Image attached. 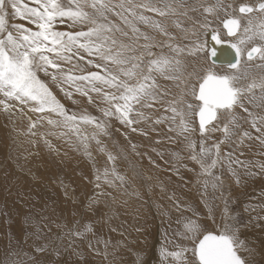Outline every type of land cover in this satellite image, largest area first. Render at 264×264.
<instances>
[{
  "label": "snow or ice",
  "instance_id": "1",
  "mask_svg": "<svg viewBox=\"0 0 264 264\" xmlns=\"http://www.w3.org/2000/svg\"><path fill=\"white\" fill-rule=\"evenodd\" d=\"M30 3L34 6H29L25 0H0V110L12 113L16 110L14 105H19V112L23 114L27 107L31 112L41 114L40 122L46 121L54 130L50 134L67 137L70 143L75 138L86 153L89 140H95L101 150H105L98 137L101 134L108 135V119L113 116L131 131H140L145 136L147 132L138 127L141 122L157 125L166 121L170 132H175L187 141L186 149L191 152L190 159L200 165L199 175L204 178L205 189L211 183L214 190L220 189L222 193L227 191L222 178L225 170L235 178L237 184L242 182V177L264 174V163H256L254 166L259 172H254L252 161L241 160L236 155L245 140L258 141L264 148V116L254 114L244 106L246 99L249 103L257 100L253 92L255 88L260 89L259 99L264 101V78L244 85L241 81L246 79L247 72L242 73L239 67L241 57L245 54L248 61L255 58L264 61V0H259L255 6L249 3L239 5V13L247 17L243 26L241 19L244 17L236 16L235 9L229 12L232 5L224 4L221 0L213 3L204 0L191 9L188 8V0H160V4L153 0H142L140 3L120 0L119 4H112L110 0H30ZM173 3H176V7ZM178 8L184 11L178 13ZM139 9L157 13L160 17L187 16L189 11L202 10L203 22L195 20L193 23V27L198 25L199 34L193 33L194 47L189 54L206 53L205 60L210 63L199 72L194 67L188 73L190 79L184 78L183 62L176 56L164 55L163 49L160 54L153 53V37L141 33L132 24L129 16L150 24L170 37L165 25L158 20H150L142 12L138 15ZM221 12L224 13L223 19L220 17ZM109 13L118 16L125 25H131L133 35L129 37L127 31L111 21ZM252 13L261 15L253 18L249 15ZM13 15L35 26V30L24 23L9 26L8 20ZM209 16L221 20L223 29L227 30L223 37L221 29L212 27ZM174 23L176 27H181L179 21ZM60 25L69 30H58ZM116 33L129 42L118 40ZM141 37L148 43L137 47ZM256 37L260 43L246 49L244 45L254 42ZM233 38L235 43L231 42ZM168 47L177 54L184 51L178 45L174 47L169 44ZM229 49L234 50L233 60L227 59L233 55ZM225 61L228 70L218 71L216 65ZM81 62L93 65L98 71L76 74L63 66L73 64L74 68H78ZM258 67H264V64ZM157 75L173 81L179 91L172 93L162 87L157 82ZM48 80L59 86L69 98L73 93L67 90L66 85L75 86V91L86 96L90 103L94 102L90 93H95L107 104V107L100 109L103 118L86 112L69 113L53 93ZM80 84L85 86L80 87ZM157 106L163 107L170 115H155ZM237 107L248 113L249 120L246 123H250L259 135L253 136L243 127L241 118L235 112ZM53 115L55 118H52ZM28 119L31 132L38 121H32L31 117ZM89 125L93 126L91 135L82 127ZM197 131L200 134L199 151L196 150L197 141L192 138ZM217 131L222 133V139L208 144L211 134ZM32 134L35 135L34 132ZM45 143L51 146L47 139ZM221 145L231 150L222 152ZM132 147L135 149V145ZM175 155L179 157V153ZM115 159L111 153L108 154V160L113 162L112 175L123 186L128 181L116 171ZM218 165L220 175L213 171ZM181 166L187 168V164ZM104 178L112 183L108 180L107 169ZM169 199L177 198L173 193ZM177 207H180L179 202ZM256 208L264 211V205H250L246 210L255 211ZM252 219L264 220V216L257 212L250 217V221ZM43 220L42 216L39 220L32 215L25 217V223L35 229L31 235L37 240L47 239L43 228L48 225ZM213 224L215 228H208L198 218H185L182 235L193 244L192 258L186 256L189 251L187 247H179L171 252L164 250L162 255L180 264H249L239 254L240 249L245 247L244 241L239 239V230L245 225L240 223L236 215L229 213L227 199L224 200L220 222L217 223L213 218ZM91 230L90 225L86 226L85 231ZM65 235L69 237L71 246L72 237L83 236L84 233L74 227ZM56 239L61 240L62 237ZM49 247L47 243H36L31 250H24L17 245L6 251L5 259L0 264H41L35 254L46 253Z\"/></svg>",
  "mask_w": 264,
  "mask_h": 264
},
{
  "label": "rangeland",
  "instance_id": "2",
  "mask_svg": "<svg viewBox=\"0 0 264 264\" xmlns=\"http://www.w3.org/2000/svg\"><path fill=\"white\" fill-rule=\"evenodd\" d=\"M25 2L29 3V6H34L30 3V0H25ZM135 2L140 3L142 2V0H135ZM153 2L160 4V0H153ZM164 2H172V0H164ZM202 2H204V0H188V8H196ZM207 2L213 3L215 2V0H207ZM221 2L224 4L232 5V8L228 9L229 12H232V10L235 9L234 14L236 16L244 17L241 19V25L243 26L246 23L247 17H245L244 14H239V5L241 3H249L251 5L254 4L253 6H255L259 2V0H221ZM110 3L119 4L120 0H110ZM173 4V6L176 7V3ZM117 11H119V9H117ZM177 11L179 13L184 11V9L178 8ZM201 11H189L187 16L168 15L165 17H160L157 13L149 12L142 9L137 10L138 15L140 14V12H142L143 15L149 17L150 20H158L163 25H165L167 27V31L170 33L171 38L169 36L163 35L158 30H155L153 27L150 26V24H145L139 20H135L131 16H129V19L132 21V24H134L140 29L141 33H146L149 36L153 37V40L151 41V43L154 45V47H152L151 49L153 53L160 54L161 50L163 49L164 55L176 56L177 58H179L185 65L184 78L190 79L187 74L191 72V59H202L203 61H201V63H205H202L201 68L197 72L205 68L207 66V63H210V61L205 60V56L207 55L206 53L189 54L191 49L194 47L195 36H193V33L196 32L197 34H199L198 25L196 27H193V23L195 20H199L201 23L203 22V16L201 15ZM249 15L255 18L260 14L252 13ZM220 17L221 19L224 18L223 12L220 13ZM109 19L113 22L117 21V24L129 33V37L133 35L131 32V25H124L123 21H121L118 16L109 13ZM209 20L211 21L213 28H219L222 30L221 35L223 37L226 34V30L223 29L221 20H217L212 16H209ZM174 21H179L181 27H176ZM254 22L257 21L254 19ZM8 23L9 26L18 23H24L26 27H32L35 30V26L31 25L25 20H21L20 18L14 15L10 16ZM58 30L66 31L69 29L66 26L60 25L58 26ZM76 30L80 29L77 28ZM116 38L118 40H123V42L125 43L129 42L127 38L121 37L119 33H116ZM231 42L234 43L236 41L231 40ZM145 43H147V41H143V38L141 37L137 42V47ZM259 43L260 41L258 39L252 43H248V45H244V47L246 49H249L253 45ZM169 44L173 45L174 47L178 45L180 48L184 49V51L178 54L174 53L171 51V49H169ZM242 59L243 60L241 61L240 66L242 65L241 67H243L244 65H247L246 69L248 70H241L242 73L247 72L246 79L241 81L242 84L247 85L253 80L259 82L261 78H264V67L256 66L261 65L264 61H261L259 59L256 60L257 58L255 59L256 61H248L247 58L244 56H242ZM255 62H257L256 65ZM73 64H75V61H73ZM73 64H64L63 66L65 67V69H70L76 74H79L81 71H83L84 73H86L87 71H98V69H96L93 65H86L85 62H81L78 68H74ZM226 67L227 66L216 65V69L218 71H227L228 68ZM41 75L43 78V74ZM47 82L49 83L57 99L65 106L69 113L86 112L88 114L96 116L97 118H103L100 109L107 107V104L106 102L101 100V98L98 97L95 93H90L94 101L93 103H90L86 96H83L79 92L75 91V86H65L67 87L68 91H71L73 93L72 97L69 98L59 86L52 84L50 80H48ZM157 82L162 87L168 89L172 93H177L179 91L173 81L165 79L162 76L157 75ZM79 86L84 87L85 85L80 84ZM253 92L257 97V100L253 103H249L246 99L244 101V106L249 108V111H253V113L255 114L264 116V101H261L259 99L261 95L260 89L255 88L253 89ZM247 95L251 96V94ZM255 104H257L256 110L252 109ZM19 107V105H14V109H16L14 112L18 114V121L16 119L14 121L7 119V122H5V124H1L0 126V261L5 259V253L8 249H14L17 247V245H19L24 250H31L34 247V244L36 243H47L50 245V247L48 248L46 253L35 254L37 256V259L40 260L41 264H45V262L46 264H66L67 258H71L72 261L77 264H86V262L88 261L92 262V264H117V262L115 261L116 258L119 262H121V264H150L151 262L149 261H152L153 263L157 261V264H164L165 262V264H180L178 261L174 260L171 257L163 256L162 252L164 250L171 252L178 250L179 247H187L189 251L188 253H186V256L189 259L192 258L191 249L193 248V244L192 242L185 240L182 235V233L184 232L183 225L185 222V218H198L199 222L202 225L208 228H215L216 225L213 224V218H215L216 222L218 221L217 223L220 222L221 215L224 210L225 199L228 200L229 213L232 215H236L237 219L242 225H248L249 212H247L248 210H246L248 209V206L245 207L240 202L239 197L237 195V193L240 192L238 189V184L236 183V180L234 181L235 178L231 176V174L228 173L226 170L224 171L222 178L224 179V181L226 179L224 187L225 189H227V191H223L222 193V190L216 189L213 190V193H210L212 189H210L209 187L210 192L208 193V196L210 198V205L207 204L204 199L202 201L201 198V202H198V206L200 207L198 211L195 208L197 205L193 203L195 205L193 206L192 203L187 199L192 195V193H194V191L190 189V185L192 187H195L196 190H204L202 182L204 178L199 175L201 169L198 170V168L200 167L193 168V170L192 168L188 169L187 167V169H185V167L181 166L183 164H187V162L192 161L190 159L191 152L189 150L187 154L186 152L181 153L183 156L181 155L179 158L180 160L177 162L175 154L178 153V150H186V147L184 146H186L187 141H185L182 137L177 136L175 132H168V122L165 121L157 125H152L151 122H141L138 127L144 129V131L147 132V135L145 136L141 134L140 131H131V129L127 125L122 124L115 116H113L108 119L109 136L101 134L98 137L102 141L106 149L102 151L101 147L99 145L97 146L95 140H89L86 153L83 145L79 144L75 138H73L70 143L67 137H61L58 134H50L54 130L51 126L46 123V121L40 122L41 114L31 112L28 110L27 107L24 108V113L21 114L19 112ZM242 110L243 108L237 107L235 112L238 114L239 117L244 116L246 118V121H248V113ZM169 114L170 113L166 112L163 107L157 106V111L155 112V115L167 116ZM28 117H31L32 121H38L36 127L31 130L32 132L29 131L30 121ZM52 118H55V115H53ZM241 123L245 129L249 130L252 133L253 136L259 135L257 132H255V129L251 128L250 123ZM13 124L14 126H12ZM82 127L83 130L89 135H91V133L93 132V126L89 125ZM133 127L137 126L133 125ZM153 128L155 130H153ZM33 132L35 133V135L32 134ZM12 133H14V137ZM167 133L168 135H166ZM197 134L200 135L198 131ZM193 135H196V133ZM215 135L218 137V139H214V141L220 140L222 138V133L217 131L211 134V139L217 138ZM120 136L122 143L120 142ZM24 137L26 138V140ZM125 138L128 140H126ZM192 138L194 139V137ZM29 139L32 140L29 141ZM46 139L50 141L51 146L45 143ZM207 141L208 144H212V142L209 143V139ZM112 142L115 145L112 144ZM249 142L250 141L246 140L244 145L242 146L244 148L241 149L247 148L246 146ZM251 142L254 143L255 141ZM123 143L129 144L131 147L132 145H135L138 147V149L140 148V151L138 152V158L141 160L143 159V166L149 164L147 166L151 167H136L132 163V161H130L131 159L125 154L124 149L122 147V145H124ZM27 144L28 146H26ZM149 144L150 147H148ZM157 144H161V146L158 147L156 146ZM109 145H111V147ZM221 148L222 152L231 150L226 145H221ZM167 149H169V151ZM196 150L199 151V143H197ZM259 152V155L263 156L264 148L259 146ZM109 153H111L116 158V171L120 175L126 177L128 181L123 186H121L120 181L115 180L112 175L113 162H109L108 160ZM145 153H147V155ZM259 155L255 154L256 157ZM44 156H46L47 158H45ZM161 156L164 158V160ZM28 157L30 158L28 159ZM149 157H151V160L149 159ZM171 157H174V160L171 159ZM49 159H52V161L49 162ZM242 160H249V158L244 157V159ZM71 161L75 163L78 162L77 164H75L76 166L74 165V168L72 169H70L69 167L71 166ZM152 161H154L155 163H152ZM43 162H45L44 165ZM46 164L48 165L45 166ZM22 165H24V167H22ZM172 165L173 167H171ZM105 169L108 170V180L112 181L111 184L104 178ZM152 169H155V172L152 171V175L151 177H149L147 173H149ZM168 169L171 171H169ZM129 171H131V173H129ZM213 171L216 172L217 175H220V166L218 165L217 168ZM29 172L32 174H30ZM161 173L164 174L162 175ZM132 174L134 176H132ZM98 175L100 176L99 180H97ZM159 176L163 181L159 178ZM172 176L176 177L177 179H180L184 184H186L183 187L182 191L181 189H178L176 193L177 199L175 200L169 199L170 194L176 192L174 190V185L171 181ZM11 177L13 179H11ZM23 177L24 179H22ZM39 178L43 179L41 180ZM132 179L134 180L132 181ZM229 181L231 182L232 186L228 187L227 182ZM152 183L154 185H152ZM38 184H41L42 186L40 185V187H38ZM197 186L199 187L196 188ZM171 188L174 191L173 193L172 190H170ZM148 189L151 191V194L150 192H148ZM160 192H162L163 194ZM178 192L181 193L179 194ZM198 196L199 195L193 196V199H197L198 201V199H200L198 198ZM179 198H186V200L184 201L185 208L181 206L177 207V202H181ZM168 201L172 202L173 207L170 208L169 205L167 206ZM194 201L196 202V200ZM185 213L188 214V217L184 216ZM28 215H32L36 220H39L41 216L44 217L43 223L48 225V227L43 228V231L47 236L46 240H37L34 236L31 235V233L34 232L35 229L25 223V217ZM175 217L176 220L179 219V221H176V227H174V229H171L170 226H172L173 224L169 223L171 219ZM49 218L51 222H49ZM111 219H114L115 226L112 225L114 223L111 224L112 226L109 224V220ZM161 222H165V228H168L165 230L170 234L168 235L170 238L173 236L171 235L173 232L176 231L177 233L175 237L173 236L174 240L171 241L168 246H166L167 248L164 247V249H160L159 252L155 250L154 239L157 236V232L159 229L158 226ZM88 225L91 226V231H85V228ZM245 226L240 228L239 235L240 231L242 230V228L244 229ZM74 227L77 231L83 232L84 235L73 236V242L71 246H69V237L65 235V233ZM147 230L151 232L148 237L146 236ZM153 233L156 234L155 237L153 236ZM58 236L62 237V239L57 240L56 238ZM245 239L246 237L241 234L240 240L244 241V244L248 242ZM246 245H248L249 247ZM246 245L245 246L247 248H245L247 251L252 249L251 244L247 243ZM243 249L244 247L240 249L239 254L242 256V258L244 257L243 259L250 262L249 260L251 259L249 257V254H244L242 251ZM252 251H255V248L252 249L251 252ZM57 252L59 253L58 255ZM90 256L91 258H88ZM254 264H264V261L259 259L256 260Z\"/></svg>",
  "mask_w": 264,
  "mask_h": 264
},
{
  "label": "bare ground",
  "instance_id": "3",
  "mask_svg": "<svg viewBox=\"0 0 264 264\" xmlns=\"http://www.w3.org/2000/svg\"><path fill=\"white\" fill-rule=\"evenodd\" d=\"M170 1V0H169ZM174 5V4H173ZM254 5V4H253ZM141 13V12H140ZM240 14V13H239ZM261 15V14H260ZM260 15H258V16H256V17H259ZM116 24H117V21L115 22ZM122 24V23H121ZM118 25V24H117ZM125 25V24H124ZM241 31H242V28H241ZM131 34V33H130ZM239 34V33H238ZM153 35V34H152ZM259 38L258 37H256L255 38V40H258ZM160 40V39H159ZM170 40V39H169ZM232 40H235V39H232ZM254 40V41H255ZM144 41V40H143ZM125 43V42H124ZM148 43V42H147ZM235 43V42H234ZM143 45V44H142ZM248 45V44H247ZM254 46V45H253ZM252 46V47H253ZM251 48V47H250ZM249 48V49H250ZM195 57V56H194ZM244 57H246V54L244 55ZM256 59V58H255ZM255 59H253V60H255ZM259 58H257L256 60H258ZM243 59H242V57H241V61H242ZM255 60V61H256ZM260 60V59H259ZM191 62H192V65H191V67H190V71L192 72V70H193V68L195 67V69H196V71H198L200 68H201V65H202V63H201V61H203L202 59H191L190 60ZM258 62V61H257ZM257 62H255V65L257 64ZM261 63V62H260ZM260 63H258V64H260ZM264 62H262V64H263ZM203 64H205V63H203ZM187 65V64H186ZM217 66H226V65H217ZM242 66V65H241ZM240 66V70H242L243 69V71L244 70H246V71H248L246 68H247V65H244L243 67H241ZM256 66H258V65H256ZM187 67V66H186ZM203 68V67H202ZM227 68V67H226ZM250 68V67H249ZM248 68V69H249ZM252 68V67H251ZM191 72H189V73H191ZM188 75V74H187ZM257 77V76H256ZM248 79V78H247ZM81 96V95H80ZM86 101V100H85ZM247 104H249V103H247ZM258 104V103H257ZM257 104H255L253 107H252V109H254V110H256V106H257ZM74 105V104H73ZM249 109V108H248ZM236 110V109H235ZM243 111V110H242ZM253 112V111H252ZM246 114V113H245ZM255 114V113H254ZM260 114V113H259ZM99 115V114H98ZM170 115V114H169ZM258 115V114H257ZM6 116H8V117H6ZM21 117V116H20ZM22 118V117H21ZM240 118H241V122H246V118L244 117V116H240ZM7 119H9V120H11V121H14L15 119L18 121V114L16 113V112H12V113H8V112H4V111H0V126H1V124H5V122H7ZM16 124V123H15ZM17 125V124H16ZM12 126H14V124L12 125ZM149 126V125H148ZM4 127V126H3ZM24 127H26V126H24ZM168 128V127H167ZM5 129V128H4ZM169 129V128H168ZM11 130H12V128H11ZM22 130V129H21ZM3 131V130H2ZM6 132V131H5ZM13 132V131H12ZM32 132V131H31ZM168 132H170V131H168ZM256 132V131H255ZM22 133H23V131H22ZM14 133H12V135H13ZM216 134V133H215ZM255 134V133H254ZM259 134V133H258ZM18 135V134H17ZM25 135V134H24ZM27 135V134H26ZM166 135H168V133L166 134ZM165 135V136H166ZM8 136V135H7ZM31 136V135H30ZM109 136V135H108ZM158 136V135H157ZM156 136V137H157ZM214 136V135H213ZM216 136V135H215ZM13 137H14V135H13ZM19 137V136H18ZM193 137H194V140H196V141H198L197 143H199V139H200V135H198L197 134V132H196V135H193ZM217 137V136H216ZM25 138V137H24ZM107 138H109V137H107ZM163 138V137H162ZM8 139V138H7ZM126 139V138H125ZM161 139V138H160ZM164 139V138H163ZM173 139V138H172ZM213 139V140H212ZM210 138L209 139V143L210 142H212L213 143V141H214V139H218V137L217 138ZM222 139V138H221ZM25 140H26V138H25ZM30 140H32V139H29V141ZM126 140H128V139H126ZM162 140V139H161ZM160 140V141H161ZM165 140V139H164ZM6 141V140H5ZM11 141V140H10ZM130 141V140H129ZM246 141V140H245ZM120 142L122 143V140H121V136H120ZM162 142V141H161ZM161 142H159V143H161ZM177 142H178V140H177ZM208 142V141H207ZM215 142V141H214ZM8 143V142H7ZM150 143V142H149ZM163 143V142H162ZM112 144H114L113 142H112ZM124 145H122V147H123V149H124V152H125V154L131 159L130 161H132V163L136 166V167H138V166H140V167H146V168H150V167H148L147 165H149V164H147V165H144L143 166V159L141 160V159H139L138 157H139V155H137V153L140 151V148L138 149V147L137 146H135V149H133L129 144H126V143H123ZM146 144V143H145ZM36 145V144H35ZM107 145V144H106ZM115 145V144H114ZM170 145V144H169ZM168 145V146H169ZM177 145V144H176ZM183 145V144H182ZM26 146H28V144L26 145ZM98 146V145H97ZM110 147H111V145H109ZM113 146V145H112ZM156 146H158V147H160L161 146V144L159 145V144H157ZM259 146H260V144H259V142L258 141H255L254 143H252V142H249L248 144H247V148H245V149H241V148H244V147H240L237 151H236V155L237 156H239V158L242 160V159H244V157L245 158H249V160L248 161H252L253 162V166L256 164V163H264V158H263V156L261 155H259L260 154V152H259ZM148 147H150V144L148 145ZM155 147V146H154ZM157 147V148H158ZM163 147V146H162ZM172 147V146H171ZM174 147V146H173ZM184 147H186V146H184ZM183 147V148H184ZM19 148V147H18ZM51 148V147H50ZM156 148V147H155ZM21 149V148H20ZM24 149V148H23ZM33 149V148H32ZM106 149V148H105ZM113 149H115V148H113ZM147 149V148H146ZM145 149V150H146ZM164 149V148H163ZM162 149V150H163ZM222 149V148H221ZM19 150V149H18ZM22 150V149H21ZM48 150V149H47ZM46 150V151H47ZM99 150V149H98ZM153 150V149H152ZM161 150V151H162ZM166 150V149H165ZM168 151H169V149H167ZM171 150V149H170ZM29 151V150H28ZM45 151V152H46ZM54 151V150H53ZM157 151V150H156ZM15 152V151H14ZM36 152V151H35ZM108 152V151H107ZM186 152V154L188 153V150L186 149L185 151H184V149H181V150H178V153H179V157H177L176 156V159H177V162L180 160L179 158H180V156L182 155L181 153H185ZM261 152H263V151H261ZM0 153H1V151H0ZM27 153H29V152H27ZM41 153V152H40ZM49 153V152H48ZM155 153V152H154ZM163 153V152H162ZM165 153H166V151H165ZM240 153H243V155H240ZM18 154V153H17ZM16 154V155H17ZM36 154V153H35ZM42 154V153H41ZM107 154V153H106ZM146 155H147V153H145ZM156 154V153H155ZM173 154V153H172ZM172 154H171V156H172ZM255 154L256 155H259V156H255ZM21 155V154H20ZM44 155V154H43ZM42 155V156H43ZM94 155V154H93ZM97 155V154H96ZM158 155H159V153H158ZM166 155H168V154H166ZM13 156V155H12ZM23 156V155H22ZM26 156H27V154H26ZM29 156V155H28ZM107 156V155H106ZM105 156V157H106ZM145 156V155H144ZM183 156V155H182ZM32 157V156H31ZM45 158H47L46 156H44ZM146 157V156H145ZM160 157V156H159ZM162 157V156H161ZM167 157V156H166ZM165 157V158H166ZM30 157H28V159H29ZM34 158V157H33ZM101 158V157H100ZM148 158V157H147ZM163 158V157H162ZM161 158V159H162ZM174 158V157H173ZM172 157H171V159H173ZM182 159V158H181ZM187 159V158H186ZM47 160V159H46ZM45 160V161H46ZM101 160V159H100ZM147 160H149V159H147ZM163 160H164V158H163ZM167 160V159H166ZM174 160V159H173ZM188 160V159H187ZM27 161V160H26ZM32 161V160H31ZM50 161H52V159H49V162ZM108 161V160H107ZM123 161V160H122ZM190 161V160H189ZM25 162V161H24ZM39 162H40V158H39ZM39 162H37V163H39ZM56 162H57V160H56ZM110 162V161H109ZM121 162V161H120ZM170 162H172V161H170ZM169 162V163H170ZM181 162H182V160H181ZM180 162V163H181ZM183 162H184V160H183ZM186 162V161H185ZM3 163V162H2ZM26 163V162H25ZM33 163H35V162H33ZM44 163L45 162H43V165H44ZM54 163V162H53ZM71 163V164H70ZM69 164L71 165V166H69L70 167V169H72V168H74V165L75 164H77L78 162H73V161H71ZM138 165H137V164ZM168 163V164H169ZM175 163V162H174ZM16 164H17V162H16ZM57 164V163H56ZM60 164V163H59ZM82 164V163H81ZM167 164V165H168ZM177 164V163H176ZM176 164H175V167H176ZM29 165H30V163H29ZM37 165V164H36ZM39 165V164H38ZM48 164H46L45 166H47ZM111 165V164H110ZM122 165V164H121ZM166 165V166H167ZM8 166V165H7ZM76 166V165H75ZM84 166V165H83ZM169 166V165H168ZM22 167H24V165H22ZM27 167V166H26ZM36 167V166H35ZM171 167H173V165L171 166ZM178 167V166H177ZM180 167V166H179ZM187 167H188V169H190V168H198V167H200V165L199 164H197L195 161H190V162H187ZM3 168V167H2ZM38 168V167H37ZM68 168V167H67ZM128 168V167H127ZM32 169V168H31ZM49 169V168H48ZM81 169V168H80ZM173 169H175V168H173ZM172 169V170H173ZM185 169H187V168H185ZM200 168H198V170H199ZM21 170V169H20ZM37 170H39V169H37ZM36 170V171H37ZM68 170V169H67ZM122 170V169H121ZM124 170V169H123ZM155 170V169H154ZM153 169L152 170H150V172L149 173H147L148 174V176L149 177H151V173H152V171H154ZM157 170V169H156ZM169 170V169H168ZM178 170V169H177ZM194 170V169H193ZM197 170V169H196ZM252 170L253 171H255V172H259V169L258 168H256L255 166L252 168ZM2 171V170H1ZM31 171V170H30ZM34 171V170H33ZM42 171V170H41ZM40 171V172H41ZM53 171V170H52ZM55 171H57V170H55ZM75 171V170H74ZM162 171V170H161ZM163 171H165V170H163ZM169 171H171V170H169ZM176 171V170H175ZM183 171V170H182ZM25 172V171H24ZM35 172V171H34ZM155 172V171H154ZM179 172V171H178ZM23 173V172H22ZM30 173V172H29ZM58 173V172H57ZM64 173V172H63ZM122 173H123V171H122ZM129 173H131V171H129ZM133 173V172H132ZM159 173V172H158ZM158 173H156V174H158ZM169 173V172H168ZM187 173V172H186ZM216 173V172H215ZM11 174V173H10ZM27 174H28V172H27ZM27 174H26V176H27ZM30 174H32V173H30ZM39 174V173H38ZM70 174V173H69ZM146 174V173H145ZM162 174V173H161ZM164 174V173H163ZM162 174V175H163ZM170 174V173H169ZM3 175V174H2ZM42 175V174H41ZM46 175V174H45ZM166 175V174H165ZM180 175V174H179ZM24 176V175H23ZM132 176H134L133 174H132ZM158 176V175H157ZM229 176V175H228ZM10 177V176H9ZM30 177V176H29ZM29 177H28V179H29ZM36 177V176H35ZM43 177V176H42ZM47 177V176H46ZM186 177V176H185ZM199 177V176H198ZM159 178H160V176H159ZM179 178V177H178ZM11 179H13L12 177H11ZM22 179H24V177L22 178ZM39 179H41V178H39ZM43 179V178H42ZM41 179V180H42ZM75 179V178H74ZM157 179V178H156ZM161 179V178H160ZM198 179V178H197ZM232 179H234V178H232ZM242 179V182L241 183H239L238 184V189H239V193H237V195H238V197H239V200H240V202L242 203V205L243 206H255V205H264V175H255V176H250V177H242L241 178ZM35 180V179H34ZM134 179H132V181H133ZM151 180V179H150ZM159 180V179H158ZM162 180V179H161ZM190 180V179H189ZM200 180V179H199ZM229 180V179H228ZM227 180V181H228ZM23 181V180H22ZM30 181V180H29ZM52 181H54V180H52ZM163 181V180H162ZM162 181H161V184H162ZM167 181V180H166ZM171 181H172V183H173V185H174V190L176 191L174 194H175V196H176V193H177V191H178V189L180 190L181 189V191H182V189H183V187L186 185V184H184L180 179H177L176 177H171ZM186 181V180H185ZM196 181H198V180H196ZM225 181H226V179H225ZM224 181V182H225ZM234 181H235V179H234ZM233 181V182H234ZM27 182H28V180H27ZM37 182V181H36ZM43 182V181H42ZM41 182V183H42ZM203 182V181H202ZM159 183V182H158ZM164 183H165V181H164ZM169 183V182H168ZM228 183V184H227ZM226 184L228 185V187L229 186H232L231 185V182L229 181V182H227ZM33 184V183H32ZM160 184V183H159ZM31 185V184H30ZM34 185H36V184H34ZM39 185V184H38ZM41 185V184H40ZM40 185L38 186V187H40ZM152 185H154L153 183H152ZM189 185V184H188ZM195 185V184H194ZM234 185H236V184H234ZM42 186V185H41ZM80 186V185H79ZM149 186V185H148ZM167 186V185H166ZM27 187V186H26ZM32 187H33V185H32ZM46 187V186H45ZM104 187V186H103ZM161 187V186H160ZM164 187V186H163ZM169 187V186H168ZM168 187H167V189H168ZM171 187V186H170ZM187 187V186H186ZM190 187V189L192 190V191H194V193H192V195L190 196V197H188L187 199L192 203V205L193 206H195V205H197L195 208L199 211V209H200V207L198 206V202L200 203L201 202V198H202V201H203V199H204V201L205 202H207V204H209L210 205V198H209V196H208V193L210 192V190H209V187H210V189H212L211 190V192L210 193H213V187H212V185H211V183L210 184H208V187H207V189H205L204 188V190H199V189H195V187H192L191 185L189 186ZM199 186H197L196 188H198ZM204 187V186H203ZM234 187V186H233ZM30 188V187H29ZM153 188V187H152ZM33 189H35V188H33ZM166 189V190H167ZM39 190V189H38ZM149 190V189H148ZM170 190H172V188L170 189ZM231 190V189H230ZM34 191V190H33ZM43 191V190H42ZM159 191H161V190H159ZM220 191V190H219ZM44 192V191H43ZM148 192H150V194H151V191L149 190ZM163 192H165V191H163ZM174 191L172 190V193H173ZM221 192V191H220ZM58 193V192H57ZM160 193H162V192H160ZM171 193V192H170ZM179 194L181 193V192H178ZM35 194V193H34ZM163 194V193H162ZM165 194V193H164ZM215 194V193H214ZM157 195H158V193H157ZM159 195H161V194H159ZM178 195V194H177ZM196 195H199L198 196V198H200V199H198V201H197V199H193V196H196ZM216 195V194H215ZM219 195V194H218ZM217 195V196H218ZM15 196V195H14ZM164 196H166V195H164ZM184 196H185V194H184ZM201 196V197H200ZM216 196V197H217ZM220 196V195H219ZM17 197V196H16ZM41 197H42V195H41ZM162 197V196H161ZM160 198V197H159ZM11 199V198H10ZM180 199V198H179ZM212 199V198H211ZM223 199V198H222ZM221 199V200H222ZM6 200V199H5ZM146 200V199H145ZM186 200V198H182V199H180V201L181 202H179V205L181 206V207H184L185 208V204H184V201ZM194 200H196V202L194 201ZM23 201H24V199H23ZM112 201V200H111ZM174 201V200H173ZM179 201V200H178ZM219 202H220V200H219ZM218 202V203H219ZM19 203V202H18ZM113 203V202H112ZM174 203V202H173ZM195 205H194V204ZM8 204V203H7ZM11 204V203H10ZM21 204V203H20ZM24 204V203H23ZM22 204V205H23ZM52 204V203H51ZM106 204H107V202H106ZM114 204H115V202H114ZM113 204V205H114ZM55 205V204H54ZM166 205V204H165ZM169 205V207L171 208V207H173V205H172V202L171 201H168V203H167V206ZM14 206V205H13ZM107 206V205H106ZM212 206V205H211ZM16 207V206H15ZM14 207V208H15ZM60 207V206H59ZM58 207V208H59ZM114 207V206H113ZM189 207V206H188ZM187 207V208H188ZM222 207V206H221ZM9 208V207H8ZM106 208V207H105ZM164 208V207H163ZM218 208V207H217ZM220 208V207H219ZM132 209V208H131ZM59 211V210H58ZM121 211V210H120ZM170 211V210H169ZM219 211V210H218ZM217 211V212H218ZM21 212V211H20ZM247 212H249V215H248V225L246 224V226L244 227V229L242 228V230L240 231V235L242 234V235H244L245 237H246V239L245 240H247L248 242L247 243H249V244H251L252 245V249H254L255 248V251H252L251 252V250H249V251H247L246 250V246H248V245H246L245 247H244V249L242 250L243 251V253L244 254H249V257H250V259L251 260H249L250 262H249V264H254V262L256 261V260H259V259H261L262 261H264V220H255V219H252L251 221H250V217H252V216H255L256 214H257V212H259V214L261 215V216H264V211H261V209L260 208H256V210L255 211H250V210H248ZM104 213V212H103ZM20 216V215H19ZM93 216V215H92ZM184 216H186V217H188V214L187 213H185V215ZM220 217V216H219ZM218 217V218H219ZM106 218H107V216H106ZM110 218V217H109ZM141 218V217H140ZM184 218V217H183ZM16 220V219H15ZM98 220V219H97ZM165 221V220H164ZM176 221H179V219L178 220H176V217L175 218H173V219H171V221H170V223L169 224H173L172 226H170L171 227V229L173 228L174 229V227H176L175 226V224H176ZM106 222V221H105ZM218 222V221H217ZM13 223V222H12ZM18 223V222H17ZM112 223H114V219L112 220H109V224L111 225ZM165 223V222H164ZM164 223H160V225L158 226L159 227V229H158V232H157V236H156V234H154L153 233V236L155 237L156 236V238L154 239V247H155V250H157V251H159L160 252V249H164V247H166V246H168L169 244H170V242L171 241H173L174 240V238H173V236L175 237L176 236V231L175 232H173L171 235H173L171 238L168 236V235H170L168 232H166V230L165 229H168L167 227L165 228V224ZM168 223V222H167ZM155 224V223H154ZM112 225H114L115 226V223L114 224H112ZM111 225V226H112ZM177 225V224H176ZM206 225V224H205ZM168 226V225H167ZM16 227V226H15ZM106 228V227H105ZM149 228V227H148ZM147 228V229H148ZM17 229V228H16ZM108 229V228H107ZM118 229H119V227H118ZM146 229V228H145ZM112 230V229H111ZM156 230V229H155ZM17 231V230H16ZM110 234V233H109ZM151 234V232L150 231H148L147 230V232H146V236L148 237V235H150ZM240 235H239V239H240ZM169 237V238H167V237ZM116 237V236H115ZM243 238V237H242ZM153 245V244H152ZM134 247V246H133ZM136 247V246H135ZM138 247H139V245H138ZM192 247V246H191ZM249 247V246H248ZM132 248V247H131ZM167 248V247H166ZM251 248V247H250ZM136 249H138V248H136ZM244 250H246V251H244ZM138 251V250H137ZM109 252V251H108ZM240 253H242V252H240ZM82 254V253H81ZM157 254H158V252H157ZM94 255V254H93ZM110 255V254H109ZM122 255V254H121ZM187 255V254H186ZM125 256V255H124ZM160 256V255H159ZM244 256V255H243ZM112 257V256H111ZM162 257V256H161ZM242 257V256H241ZM88 258H91V256L90 257H88ZM244 258V257H243ZM56 260V259H55ZM157 260V259H156ZM164 260V259H163ZM162 260V261H163ZM115 261L117 262V264H121V262H119L118 260H117V258L115 259ZM161 261V260H160ZM62 262V261H61ZM89 262V264H92V262H90V261H88ZM88 262H86V264H88ZM149 262H151L150 264H157L158 262L157 261H155L154 263L152 262V261H149ZM165 262V261H164ZM163 262V263H164ZM179 262V261H178ZM63 263V262H62ZM110 263H112V262H110ZM166 263V262H165ZM164 263V264H165ZM180 263V262H179ZM66 264H77V263H74L73 261H72V259L71 258H67L66 259ZM95 264H98V263H95ZM169 264V263H168Z\"/></svg>",
  "mask_w": 264,
  "mask_h": 264
},
{
  "label": "water",
  "instance_id": "4",
  "mask_svg": "<svg viewBox=\"0 0 264 264\" xmlns=\"http://www.w3.org/2000/svg\"><path fill=\"white\" fill-rule=\"evenodd\" d=\"M225 30H226V29H225ZM226 31H227V30H226ZM225 46L227 47V45H225ZM254 46H255V45H254ZM229 51L232 52L233 55H230L227 59H228V60H233V58H234V50L229 49ZM246 58H247V57H246ZM221 60L223 61L224 58L221 57ZM217 65H226V66H227V62L225 61L224 63H218Z\"/></svg>",
  "mask_w": 264,
  "mask_h": 264
}]
</instances>
